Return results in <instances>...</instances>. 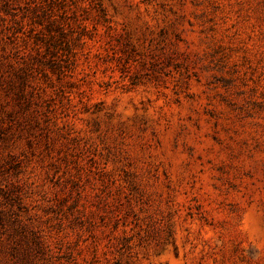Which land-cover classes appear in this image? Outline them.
Masks as SVG:
<instances>
[{"label": "rangeland", "instance_id": "1", "mask_svg": "<svg viewBox=\"0 0 264 264\" xmlns=\"http://www.w3.org/2000/svg\"><path fill=\"white\" fill-rule=\"evenodd\" d=\"M0 264H264V0H0Z\"/></svg>", "mask_w": 264, "mask_h": 264}, {"label": "trees", "instance_id": "2", "mask_svg": "<svg viewBox=\"0 0 264 264\" xmlns=\"http://www.w3.org/2000/svg\"><path fill=\"white\" fill-rule=\"evenodd\" d=\"M58 34L53 36L51 31L49 32L47 45L45 46V51L51 57L59 50L62 49L64 52L72 53L75 47L80 46L83 43L85 38H90L88 30L83 25H79V30L74 31L71 27L66 31L63 29L62 25L58 24ZM51 68H53V63L51 64Z\"/></svg>", "mask_w": 264, "mask_h": 264}]
</instances>
